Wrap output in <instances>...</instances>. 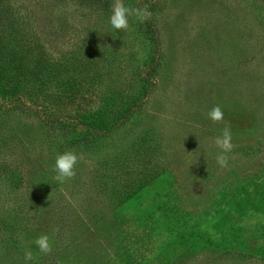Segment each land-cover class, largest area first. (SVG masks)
I'll return each mask as SVG.
<instances>
[{"label": "rangeland", "instance_id": "rangeland-1", "mask_svg": "<svg viewBox=\"0 0 264 264\" xmlns=\"http://www.w3.org/2000/svg\"><path fill=\"white\" fill-rule=\"evenodd\" d=\"M21 1L36 16L45 59L64 63L81 88L78 98L64 89L51 107L89 111L123 89L143 103L123 133H146L158 174L116 204L82 160L59 183L67 200L58 197L42 80L32 79L38 96L23 98L31 110L4 100L13 108L0 115V264H25V249L30 264H264V0H151L156 43L137 31L148 15L114 31L94 4ZM139 1L123 0L136 9ZM217 105L223 120L213 123ZM225 126L233 148L220 167L214 141ZM45 234L48 255L33 246Z\"/></svg>", "mask_w": 264, "mask_h": 264}, {"label": "trees", "instance_id": "trees-1", "mask_svg": "<svg viewBox=\"0 0 264 264\" xmlns=\"http://www.w3.org/2000/svg\"><path fill=\"white\" fill-rule=\"evenodd\" d=\"M64 1L80 7L94 4L105 15H110L113 8V0ZM154 4L151 0L138 2L137 9L146 10L148 18L143 26L138 25L137 31L146 40L156 43ZM37 35L38 24L30 5L21 0H0V97L3 100L0 101V115L12 107L4 100L31 110L24 104L23 98L38 96L36 82L32 79L41 78L39 91L43 92V99L39 116L51 143L52 165L47 171L48 181L56 188L58 197L67 200L70 190L68 184L61 186L55 179V158L59 153L73 151L81 158L79 161L93 163L94 187L108 189L116 204L125 201L158 174L157 169L148 167L151 155L147 152L146 133L140 132L135 138H128L123 133L130 123L138 121L143 103L130 97L123 89L115 88L92 110L75 113L54 110L51 99L57 101L62 98L64 89L72 90L73 98H78L81 88H75L68 82L66 72L63 73L64 63H50L45 59L48 58L46 50ZM17 40L19 44H16ZM19 51L23 58L19 56ZM154 62L153 57L151 63ZM130 164L135 168H130Z\"/></svg>", "mask_w": 264, "mask_h": 264}, {"label": "clouds", "instance_id": "clouds-1", "mask_svg": "<svg viewBox=\"0 0 264 264\" xmlns=\"http://www.w3.org/2000/svg\"><path fill=\"white\" fill-rule=\"evenodd\" d=\"M148 13L144 9H136L127 6L123 0H116L114 7L111 10V15L108 19L110 29L126 31L130 28V18L143 21L146 19ZM223 111L219 105L213 107L207 114L208 120L213 123H220L223 120ZM232 134L230 128L225 126L220 135L215 138V146L219 149L216 155V162L220 167H226L228 164L227 156L231 153ZM81 158L73 151H65L56 155L53 171L56 173L55 179L59 183L75 178V169L78 166ZM38 249L39 253L48 255L51 252V245L48 235H40L34 241L33 245ZM24 262L30 264L33 260V252L31 250H24Z\"/></svg>", "mask_w": 264, "mask_h": 264}]
</instances>
